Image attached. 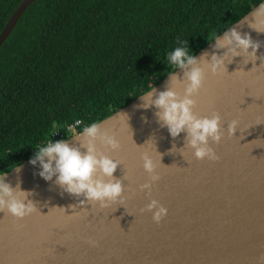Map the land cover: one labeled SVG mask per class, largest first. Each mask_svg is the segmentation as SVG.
Returning a JSON list of instances; mask_svg holds the SVG:
<instances>
[{"label":"water","instance_id":"water-1","mask_svg":"<svg viewBox=\"0 0 264 264\" xmlns=\"http://www.w3.org/2000/svg\"><path fill=\"white\" fill-rule=\"evenodd\" d=\"M35 1H21L0 34V47ZM250 12L231 27L261 41L259 57L264 33L249 27ZM214 43L195 56H210ZM225 64L217 74L205 68L193 97L198 116L221 117V140L209 141L218 160L195 158L185 133L171 137L158 123L155 107H138L139 96L98 122L120 142L116 150L99 141L97 147L119 162L114 176L124 185L123 203L78 204L82 197L63 193L55 178H41L31 158L2 173L13 186L19 182L31 190L37 210L22 219L0 212V264H264V64L243 56ZM169 79L168 74L154 90H164ZM176 90L182 94L183 83ZM79 139L66 141L78 146ZM149 139L153 142L145 143ZM143 152L152 156L159 174L150 192L140 188L151 180ZM151 199L168 210L159 223L145 207Z\"/></svg>","mask_w":264,"mask_h":264},{"label":"trees","instance_id":"trees-1","mask_svg":"<svg viewBox=\"0 0 264 264\" xmlns=\"http://www.w3.org/2000/svg\"><path fill=\"white\" fill-rule=\"evenodd\" d=\"M21 1L0 0V34ZM258 2L35 1L0 47V173L54 129L125 107L173 70L167 52L187 43L196 55Z\"/></svg>","mask_w":264,"mask_h":264},{"label":"clouds","instance_id":"clouds-1","mask_svg":"<svg viewBox=\"0 0 264 264\" xmlns=\"http://www.w3.org/2000/svg\"><path fill=\"white\" fill-rule=\"evenodd\" d=\"M252 19L249 27L258 33H264V0H259L251 10ZM213 51L210 56L204 53L198 59L189 50L187 43L175 47L166 53L167 64L172 71L168 72L170 79L164 90H154L153 85L143 94L141 108L155 107L154 115L161 127H166L171 137L175 138L185 133V144L193 150L197 159L207 157L215 161L219 157L210 146L209 141L219 142L222 136L221 117L218 113L198 116L193 111L196 100L193 98L201 89L205 68L211 73L217 74L226 70L225 61H231L236 56H243L255 62L260 60L264 64V53L257 56L261 41L253 40L247 32L241 34L235 27L227 28L220 34H213L210 41ZM224 49L222 53L216 50ZM163 62V61H162ZM203 65V66H202ZM176 69H182V76H177ZM183 83V93L176 90L178 84ZM236 121L228 125L229 134L233 135L236 129ZM68 136L80 137L79 145H70L66 139L53 141L51 138L47 143L34 147L35 154L29 161L32 165L39 164L38 175L45 181H53L63 193L81 198L78 204L86 202H98L101 208L111 203H123L125 197L122 195L124 185L120 178L114 176L119 162L105 154L97 147V141L110 149L120 148V142L115 135L110 134L107 129L101 128L98 122L76 126L67 130ZM147 142H153L152 139ZM81 148L86 149L81 151ZM175 148V145H173ZM143 168L150 175V182L140 185L141 189L151 191L152 182L159 179L155 171L157 165L148 152L142 154ZM31 190H24L19 182L15 186L4 178L0 173V212H7L17 219H22L37 210L36 204L29 197ZM152 213V220L159 223L167 214V208L156 199H151L145 206ZM62 209V208H60ZM95 244V240H89Z\"/></svg>","mask_w":264,"mask_h":264},{"label":"built area","instance_id":"built-area-1","mask_svg":"<svg viewBox=\"0 0 264 264\" xmlns=\"http://www.w3.org/2000/svg\"><path fill=\"white\" fill-rule=\"evenodd\" d=\"M77 121H80V126L82 127L83 126V121L81 119L75 120L74 122H71V123L67 124L64 129H62V127L54 129L52 131L51 135H50V138L53 141L60 140V139H68L71 136H68L69 133L67 132V130L72 128V127H75Z\"/></svg>","mask_w":264,"mask_h":264},{"label":"snow or ice","instance_id":"snow-or-ice-1","mask_svg":"<svg viewBox=\"0 0 264 264\" xmlns=\"http://www.w3.org/2000/svg\"><path fill=\"white\" fill-rule=\"evenodd\" d=\"M262 120H264V119H262ZM262 120L258 121L257 123H260Z\"/></svg>","mask_w":264,"mask_h":264},{"label":"rangeland","instance_id":"rangeland-1","mask_svg":"<svg viewBox=\"0 0 264 264\" xmlns=\"http://www.w3.org/2000/svg\"><path fill=\"white\" fill-rule=\"evenodd\" d=\"M4 172H7V171H4ZM3 173V172H2Z\"/></svg>","mask_w":264,"mask_h":264}]
</instances>
